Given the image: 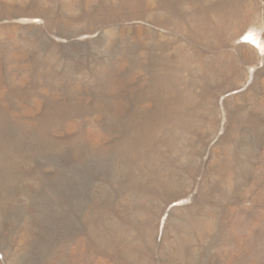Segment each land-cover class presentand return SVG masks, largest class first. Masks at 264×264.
Here are the masks:
<instances>
[{
	"label": "rangeland",
	"instance_id": "1",
	"mask_svg": "<svg viewBox=\"0 0 264 264\" xmlns=\"http://www.w3.org/2000/svg\"><path fill=\"white\" fill-rule=\"evenodd\" d=\"M0 264H264V0H0Z\"/></svg>",
	"mask_w": 264,
	"mask_h": 264
},
{
	"label": "bare ground",
	"instance_id": "2",
	"mask_svg": "<svg viewBox=\"0 0 264 264\" xmlns=\"http://www.w3.org/2000/svg\"><path fill=\"white\" fill-rule=\"evenodd\" d=\"M251 33V32H250ZM249 35V34H248ZM250 39V38H249ZM258 39H255V38H252V39H250V41L252 42V43H254L255 45H258V46H262L263 45V42H262V40L261 41H257Z\"/></svg>",
	"mask_w": 264,
	"mask_h": 264
}]
</instances>
